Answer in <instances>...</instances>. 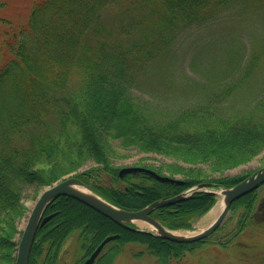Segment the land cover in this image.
<instances>
[{
  "label": "trees",
  "instance_id": "trees-1",
  "mask_svg": "<svg viewBox=\"0 0 264 264\" xmlns=\"http://www.w3.org/2000/svg\"><path fill=\"white\" fill-rule=\"evenodd\" d=\"M252 10L262 18L258 40L229 77L206 85L205 100L168 106L155 98L145 77L184 32L220 13L248 16ZM263 60L264 0H34L22 21L0 14V264H15L25 191L37 192L74 172L125 210L201 182L232 186L248 177L253 172L222 174L264 151V91L239 112L228 111L226 103L258 75ZM132 151L173 159L159 167L137 165L180 174L182 182L146 172L121 176L115 162ZM89 161L98 166L78 172ZM258 199L255 190L233 202L236 230L229 239H212L220 226L206 239L180 243L125 228L60 196L46 210L54 215L38 228L29 264H65L74 235L84 254L74 264L114 234L94 264H113L129 243L143 246L138 253L156 256L160 264L205 243L227 248L255 223ZM216 201L215 194L196 191L151 215L170 229H193Z\"/></svg>",
  "mask_w": 264,
  "mask_h": 264
},
{
  "label": "rangeland",
  "instance_id": "rangeland-1",
  "mask_svg": "<svg viewBox=\"0 0 264 264\" xmlns=\"http://www.w3.org/2000/svg\"><path fill=\"white\" fill-rule=\"evenodd\" d=\"M33 1L0 0L3 4L0 6V14L13 21H22L28 16ZM261 19V16L254 10L248 16H241L239 11L233 14L220 13L203 27L184 32L176 40L171 53L162 57L145 77L146 81L152 84L151 90L155 98L161 104L168 106L193 104L203 100L210 89V86L206 85L211 84L213 79L219 81L228 74L229 77L231 70H235L239 61L247 56L250 44L258 40L259 25H262ZM257 73L258 75L244 89L229 95L230 101L226 103L228 111L239 112L247 109L257 95L264 91V60L258 67ZM171 162L174 160L160 154L132 151L129 157L118 159L115 163L123 168L137 165V163L159 167ZM263 165L264 151L243 164L223 171L222 175L235 177L254 172ZM97 166V163L89 161L78 172ZM160 174L179 179L182 176L180 174L171 175L167 170ZM219 174L217 172L215 176ZM72 175L76 176V173L63 178ZM46 187L48 186H44L37 192L25 191L23 204L27 209L18 224L20 233L17 234V241L20 242L30 212L40 193ZM257 195L260 196L259 204L262 205L260 209L257 208L255 223L235 237L227 248L218 243H205L192 252H186L181 259H173L170 264H264V187L258 189ZM220 200L221 195H218L212 209L193 223V229H179V231L190 233L208 226L215 219L212 211ZM136 225L151 230L147 223L137 222ZM221 226L223 228L215 232L213 240L218 239V236L229 239L233 235L236 230V214L230 210ZM140 249H143V246L139 244H126L113 264H160L156 256L149 253H138ZM83 255L77 243V236L74 235L67 244L63 261L65 264H74Z\"/></svg>",
  "mask_w": 264,
  "mask_h": 264
},
{
  "label": "water",
  "instance_id": "water-1",
  "mask_svg": "<svg viewBox=\"0 0 264 264\" xmlns=\"http://www.w3.org/2000/svg\"><path fill=\"white\" fill-rule=\"evenodd\" d=\"M146 172L153 175L160 181L181 183L182 180L169 175L158 173L156 170L145 166H126L120 170V175L126 173ZM264 183V165L254 171L245 179L232 186H220L214 182H201L195 186L183 191L170 198H160L139 210L122 209L102 196L94 192L85 182L77 176H68L58 182L49 185L40 193L37 198L27 223L23 229L20 242L18 245L15 264H29L30 252L35 240L38 228L46 223L54 214L45 215L48 206L60 196H70L82 203L92 207L101 214L107 216L119 225L137 231L150 232L163 238L180 242L191 243L207 238L222 224L227 216L233 202L241 196L256 190ZM196 191H207L215 195L222 196V208L217 217L205 228L195 232L183 233L179 230H173L165 226L158 218L151 215V212L159 207L168 206L180 202ZM137 222L147 223L151 230L144 229ZM118 237L117 234L107 236L87 257L79 264H93L104 246L113 239Z\"/></svg>",
  "mask_w": 264,
  "mask_h": 264
},
{
  "label": "bare ground",
  "instance_id": "bare-ground-1",
  "mask_svg": "<svg viewBox=\"0 0 264 264\" xmlns=\"http://www.w3.org/2000/svg\"><path fill=\"white\" fill-rule=\"evenodd\" d=\"M221 208H222V196H221V200L218 202V205L212 211L213 212L212 213L213 218L217 217V215L219 214Z\"/></svg>",
  "mask_w": 264,
  "mask_h": 264
},
{
  "label": "flooded vegetation",
  "instance_id": "flooded-vegetation-1",
  "mask_svg": "<svg viewBox=\"0 0 264 264\" xmlns=\"http://www.w3.org/2000/svg\"><path fill=\"white\" fill-rule=\"evenodd\" d=\"M262 187H264V184L262 185ZM262 187L260 186V187H258L256 190L258 191V189H259V188H262ZM258 198H259V199H258V205H257V208L260 209V207H261L262 204H261V203L259 204V201H260V196H259V195H258ZM48 214H49V213H48ZM46 215H47V213H46Z\"/></svg>",
  "mask_w": 264,
  "mask_h": 264
}]
</instances>
